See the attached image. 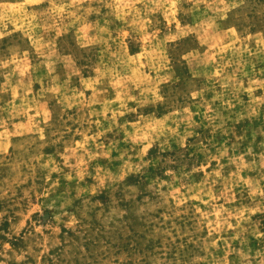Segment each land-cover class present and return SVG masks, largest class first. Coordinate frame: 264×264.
Returning <instances> with one entry per match:
<instances>
[{
    "label": "rangeland",
    "instance_id": "obj_1",
    "mask_svg": "<svg viewBox=\"0 0 264 264\" xmlns=\"http://www.w3.org/2000/svg\"><path fill=\"white\" fill-rule=\"evenodd\" d=\"M0 264H264V0H0Z\"/></svg>",
    "mask_w": 264,
    "mask_h": 264
}]
</instances>
